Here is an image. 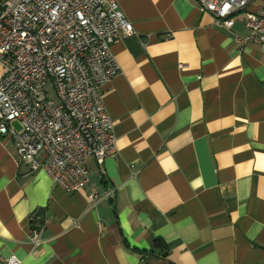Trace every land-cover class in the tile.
I'll return each instance as SVG.
<instances>
[{"label": "crops", "instance_id": "0c3cea01", "mask_svg": "<svg viewBox=\"0 0 264 264\" xmlns=\"http://www.w3.org/2000/svg\"><path fill=\"white\" fill-rule=\"evenodd\" d=\"M117 1L135 30L102 88L117 154L67 194L0 137V264H264V45L197 0Z\"/></svg>", "mask_w": 264, "mask_h": 264}, {"label": "built area", "instance_id": "2783aa9c", "mask_svg": "<svg viewBox=\"0 0 264 264\" xmlns=\"http://www.w3.org/2000/svg\"><path fill=\"white\" fill-rule=\"evenodd\" d=\"M197 1L227 29L241 18L243 44L264 45V9L249 10L255 0ZM133 36L117 0H0V137L16 144L33 173L43 170L67 194L89 185L87 160L103 165L117 154L102 88L121 74L112 46ZM113 194L91 193L89 207ZM46 225L44 213L32 214L34 249ZM8 264L20 261L12 256Z\"/></svg>", "mask_w": 264, "mask_h": 264}, {"label": "trees", "instance_id": "16d2710c", "mask_svg": "<svg viewBox=\"0 0 264 264\" xmlns=\"http://www.w3.org/2000/svg\"><path fill=\"white\" fill-rule=\"evenodd\" d=\"M40 213V212H39ZM158 243V244H157ZM156 246H161V243L160 242H156Z\"/></svg>", "mask_w": 264, "mask_h": 264}, {"label": "rangeland", "instance_id": "374dc122", "mask_svg": "<svg viewBox=\"0 0 264 264\" xmlns=\"http://www.w3.org/2000/svg\"><path fill=\"white\" fill-rule=\"evenodd\" d=\"M50 94L52 95V97H54V94H53V92H52V91H50Z\"/></svg>", "mask_w": 264, "mask_h": 264}]
</instances>
